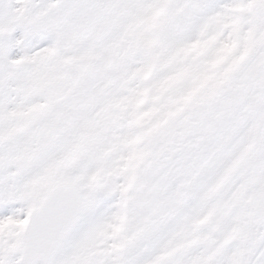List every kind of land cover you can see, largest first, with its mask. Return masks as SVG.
Listing matches in <instances>:
<instances>
[{"label": "snow or ice", "instance_id": "6c2138e0", "mask_svg": "<svg viewBox=\"0 0 264 264\" xmlns=\"http://www.w3.org/2000/svg\"><path fill=\"white\" fill-rule=\"evenodd\" d=\"M0 264H264V0H0Z\"/></svg>", "mask_w": 264, "mask_h": 264}]
</instances>
